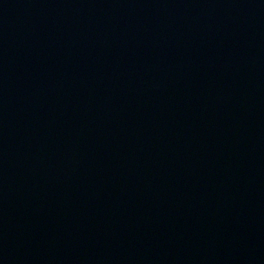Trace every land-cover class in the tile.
Returning a JSON list of instances; mask_svg holds the SVG:
<instances>
[{"label": "water", "instance_id": "95a60500", "mask_svg": "<svg viewBox=\"0 0 264 264\" xmlns=\"http://www.w3.org/2000/svg\"><path fill=\"white\" fill-rule=\"evenodd\" d=\"M0 264H264V0H0Z\"/></svg>", "mask_w": 264, "mask_h": 264}]
</instances>
